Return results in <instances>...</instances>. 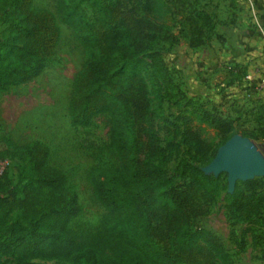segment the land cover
<instances>
[{
    "label": "trees",
    "instance_id": "16d2710c",
    "mask_svg": "<svg viewBox=\"0 0 264 264\" xmlns=\"http://www.w3.org/2000/svg\"><path fill=\"white\" fill-rule=\"evenodd\" d=\"M57 2L56 14L36 7L34 0H0V9L6 12L0 35V92L43 72L60 41L59 21L64 22L85 52L68 103L70 123L86 127L96 116L107 114L111 144L121 166L91 171L94 197L106 214L100 229L80 242L70 225L82 208L78 192L68 183L66 171L49 163V145L41 139L15 144L28 156L31 173L17 181L6 170L0 174V251L42 234L37 247L22 244L20 248L22 256L42 261L13 264H56L43 261L52 259L69 264H235L221 239L197 222L222 184L219 176L195 163L211 152L212 143L194 119L213 126L224 137L223 143L236 134V119L216 104L210 108L188 98L176 83L192 106L184 116L183 129L177 130L191 159L183 156L176 171L188 174L189 180L178 182L167 167L143 75L144 70L150 71L158 83V64L169 76L170 68L156 47L162 38L173 45L185 38L191 47L207 44L214 36L223 39L215 31V15L200 7L199 0ZM176 25L178 32L170 33ZM229 71L235 73L233 68ZM253 107L264 119V103ZM214 156L215 152L210 161ZM244 184L254 190L261 179ZM228 196L240 215L251 216L261 207V198L248 207L244 198L249 195L240 187Z\"/></svg>",
    "mask_w": 264,
    "mask_h": 264
},
{
    "label": "rangeland",
    "instance_id": "374dc122",
    "mask_svg": "<svg viewBox=\"0 0 264 264\" xmlns=\"http://www.w3.org/2000/svg\"><path fill=\"white\" fill-rule=\"evenodd\" d=\"M225 1V0H224ZM222 1L199 0L201 6L210 13H228L223 21L232 22L236 16L245 13L255 26L264 28V0H226L225 6L219 7ZM57 0H34L36 7L51 9L57 14ZM88 13L91 8L86 6ZM245 15V16H246ZM6 12L0 9V35L6 26ZM180 18V16H178ZM163 20V19H162ZM61 37L56 52L43 72L30 82L12 86L6 92H0V161L4 164L7 175L14 181L21 176L30 174L28 156L18 150L16 145H24L32 139L45 141L51 150L49 163L63 168L67 173L68 183L78 192L81 203V211L71 220V227L78 233V240L85 241L89 235L97 232L106 214L103 205L96 200L90 181L91 171L98 167H120L118 159L110 140V120L107 114H100L86 127L73 126L68 114V103L74 87L76 72L82 67L85 60L83 46L76 38L73 29L62 21ZM257 26V27H256ZM179 27L174 26L170 33H177ZM261 32V31H259ZM262 40L264 34L262 32ZM219 39L220 46L225 44V37ZM187 39L182 38L177 44H171L169 39H160L156 47L160 50L163 59L170 70L169 76L164 73L160 65L156 64L158 83H154L151 73L143 71L151 105L156 112V129L161 137V146L164 156L167 158V167L178 182H187L188 174H177L176 167L183 158L191 159L187 146L181 141V135L177 130L183 129L184 116L189 114L192 108L188 100L179 93L176 83L181 86L186 96L194 101L203 102L208 107L213 104L220 110L235 117L236 134H247L264 154V119L254 111V103L242 96L220 97L214 101L211 97L191 94L182 82V74L178 67L179 52L185 50ZM179 49V51H177ZM184 53H188L184 52ZM241 62V61H240ZM224 64L227 72L228 64L233 66L235 73H227V79L234 77L236 81L246 76L247 65L244 63ZM225 70V69H224ZM224 74L226 71H223ZM219 73L214 76L212 85L221 92L222 86L218 84ZM207 87H210V85ZM252 106V107H251ZM202 135L212 143L211 152L195 163L206 166L210 162V156L218 150L224 137L208 123L194 119ZM243 135V134H242ZM214 174V173H213ZM221 180V190L216 199L210 204L207 213L198 223L213 231L228 250L235 264H264V175L258 176L261 184L254 190H248L244 184L246 180H238L235 189L242 188L249 197L244 198L247 206L257 204L261 198V207L256 208L251 216L240 215L232 199L228 196V174L221 172L214 174ZM256 178V177H255ZM233 191V192H234ZM18 213L14 211L13 220ZM42 234H36L28 240H19L11 243L0 251L2 264H13L21 260L42 261L31 256H22L20 248L22 244L37 247L43 240ZM49 263L69 264L58 260H43Z\"/></svg>",
    "mask_w": 264,
    "mask_h": 264
},
{
    "label": "crops",
    "instance_id": "0c3cea01",
    "mask_svg": "<svg viewBox=\"0 0 264 264\" xmlns=\"http://www.w3.org/2000/svg\"><path fill=\"white\" fill-rule=\"evenodd\" d=\"M218 1L222 0H216V3ZM225 3L226 0L221 2L219 7L225 6ZM245 12L241 16H236L232 22L223 21L228 17V13L224 10L223 13L221 11L216 14L215 31L225 37L223 46H220L219 39L214 36L209 43L198 47H191L185 43V50L179 52L177 64L182 74L181 80L191 94L211 97L214 101H219L221 96L225 98L242 96L255 105L264 103V89L256 87L258 78L264 75L263 36L262 32H259L260 27L253 30L255 26H252L253 22L251 21L254 20H250L246 15L248 11ZM187 51V54L184 53ZM227 61L234 64L241 61L247 65V72L254 75V80H247L246 76L239 81H236L234 77L227 79L229 71L227 72V68L224 66ZM223 71H226L225 74ZM219 73H223L218 79V84L223 89L221 92H217V89L212 85L214 76ZM207 84L210 87H207ZM218 96L220 97L218 98Z\"/></svg>",
    "mask_w": 264,
    "mask_h": 264
},
{
    "label": "water",
    "instance_id": "95a60500",
    "mask_svg": "<svg viewBox=\"0 0 264 264\" xmlns=\"http://www.w3.org/2000/svg\"><path fill=\"white\" fill-rule=\"evenodd\" d=\"M203 170L214 174L227 172L228 191L233 192L238 180L264 175V154L249 137L234 134L219 146Z\"/></svg>",
    "mask_w": 264,
    "mask_h": 264
},
{
    "label": "built area",
    "instance_id": "2783aa9c",
    "mask_svg": "<svg viewBox=\"0 0 264 264\" xmlns=\"http://www.w3.org/2000/svg\"><path fill=\"white\" fill-rule=\"evenodd\" d=\"M259 27H260V31L263 32V34H264V28L261 25H259ZM228 67L230 69L233 66H231V64H228ZM246 79L247 80H254V75L251 72H247L246 73ZM256 87L258 89H264V75H262L258 78L257 83H256ZM4 164L5 163H2V161H0V174H2L5 171Z\"/></svg>",
    "mask_w": 264,
    "mask_h": 264
}]
</instances>
